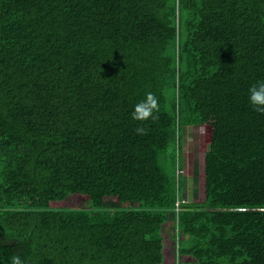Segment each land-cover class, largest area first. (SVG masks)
Masks as SVG:
<instances>
[{
    "label": "trees",
    "instance_id": "obj_1",
    "mask_svg": "<svg viewBox=\"0 0 264 264\" xmlns=\"http://www.w3.org/2000/svg\"><path fill=\"white\" fill-rule=\"evenodd\" d=\"M258 82L264 0H0V264H264Z\"/></svg>",
    "mask_w": 264,
    "mask_h": 264
},
{
    "label": "rangeland",
    "instance_id": "obj_2",
    "mask_svg": "<svg viewBox=\"0 0 264 264\" xmlns=\"http://www.w3.org/2000/svg\"><path fill=\"white\" fill-rule=\"evenodd\" d=\"M183 174L188 180V200L189 202H202L204 199V153L199 149V129L194 128L192 148L183 153ZM83 201L74 198L72 206H82ZM165 228V226H163ZM165 242H163V252L166 264H174V244L172 237L168 238L166 231L163 232ZM167 240V241H166ZM168 254V255H167ZM190 257H182V263H192Z\"/></svg>",
    "mask_w": 264,
    "mask_h": 264
},
{
    "label": "clouds",
    "instance_id": "obj_3",
    "mask_svg": "<svg viewBox=\"0 0 264 264\" xmlns=\"http://www.w3.org/2000/svg\"><path fill=\"white\" fill-rule=\"evenodd\" d=\"M248 99L254 111L264 114V82H258L250 87ZM159 111L158 99L155 94L149 92L144 100L135 105L131 118L142 123L148 120H158L159 116L155 113H159ZM136 133L142 136L146 135L147 131L145 127H137ZM11 264H24V261L20 256H13Z\"/></svg>",
    "mask_w": 264,
    "mask_h": 264
},
{
    "label": "built area",
    "instance_id": "obj_4",
    "mask_svg": "<svg viewBox=\"0 0 264 264\" xmlns=\"http://www.w3.org/2000/svg\"><path fill=\"white\" fill-rule=\"evenodd\" d=\"M189 203L188 199H177L175 203V212L178 213L183 205ZM174 244V264H179L182 262V257L177 253V244L173 241Z\"/></svg>",
    "mask_w": 264,
    "mask_h": 264
},
{
    "label": "crops",
    "instance_id": "obj_5",
    "mask_svg": "<svg viewBox=\"0 0 264 264\" xmlns=\"http://www.w3.org/2000/svg\"><path fill=\"white\" fill-rule=\"evenodd\" d=\"M195 128V127H194ZM197 128V127H196ZM165 226V228H163V232L164 231H167L166 233H167V237L168 238H170V237H172V236H170V234L168 233V228H167V226L166 225H164ZM166 239V238H165ZM165 239H164V234H163V242H165ZM173 240V239H172ZM167 241V240H166ZM163 255H164V252H163ZM168 255V254H167ZM164 262H165V256H164ZM164 264H166V263H164Z\"/></svg>",
    "mask_w": 264,
    "mask_h": 264
}]
</instances>
